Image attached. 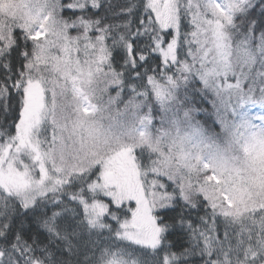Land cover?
I'll return each instance as SVG.
<instances>
[{
  "label": "snow or ice",
  "instance_id": "1",
  "mask_svg": "<svg viewBox=\"0 0 264 264\" xmlns=\"http://www.w3.org/2000/svg\"><path fill=\"white\" fill-rule=\"evenodd\" d=\"M0 264H264V0H0Z\"/></svg>",
  "mask_w": 264,
  "mask_h": 264
}]
</instances>
